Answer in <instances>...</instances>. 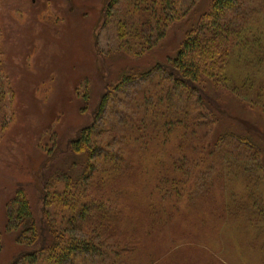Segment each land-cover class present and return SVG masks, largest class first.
<instances>
[{
	"label": "rangeland",
	"instance_id": "rangeland-1",
	"mask_svg": "<svg viewBox=\"0 0 264 264\" xmlns=\"http://www.w3.org/2000/svg\"><path fill=\"white\" fill-rule=\"evenodd\" d=\"M211 1L169 0V11H164L171 24L160 36L156 27L163 18L153 22L150 0H117L108 18L103 11L110 0H0V264H12L28 251L17 244L15 233L6 232L10 202L19 189L35 221L44 219L45 212L58 234L66 232L92 247L91 254L73 264H117L116 256L119 264H264V111L249 109L225 89L243 88L246 96L255 94L264 104V0H230L235 6L227 23L237 40L224 83L206 89L217 97L218 113H227L217 127L210 122L220 117L183 98L163 68ZM136 9L146 11L137 16ZM105 94L109 100L93 143L110 145L102 151L117 165L143 158V170L132 172L127 166L108 193L91 192L100 187L89 180L64 196L61 175L76 159L70 143L92 125ZM190 110L209 121L212 145L227 132L247 135L260 155L252 157L229 140L217 143L207 150L206 166L180 179L177 202L162 203L151 196L158 177L149 164V153L157 150L151 142L166 130L167 117ZM111 136L116 143H108ZM143 138L148 143L139 156L137 142ZM124 145L126 156L117 152ZM81 172L80 166L73 167L67 175L81 179ZM119 191L134 202L122 222L129 229L124 245L93 227L73 226L89 206L87 198L109 215L116 205L123 206ZM148 201L165 211L163 225L140 221ZM126 247L129 251L120 256Z\"/></svg>",
	"mask_w": 264,
	"mask_h": 264
},
{
	"label": "trees",
	"instance_id": "trees-1",
	"mask_svg": "<svg viewBox=\"0 0 264 264\" xmlns=\"http://www.w3.org/2000/svg\"><path fill=\"white\" fill-rule=\"evenodd\" d=\"M116 1L110 0L104 8L103 13L106 18L109 15V7L114 5ZM150 2V6H152L150 7V14L153 22L159 20L155 18L157 16L163 18V24L156 27V32L161 36L163 35L162 28H166L171 24L170 16L165 13V11H169V0H150ZM234 6L230 0L211 1L208 10L201 15L197 27L188 32L179 51L173 58H169L165 63L166 66L163 67L173 84L182 91L181 96L183 98L191 99L197 107L204 106L220 117V119L215 117L216 122H210L212 127H217L218 122L223 121L222 119L227 113L226 111L218 113L220 108H218L217 97L209 94L206 89L209 86H215L220 80L224 83V68L228 63L230 48L235 45L237 40L232 26L227 23L228 13L233 10ZM146 9L149 10V8ZM146 9H136L137 11H134V13L139 16ZM178 12L179 10L176 11L177 16L180 14ZM140 32V30H135L132 33ZM225 89L228 93L234 94L240 103H244L249 109H257L261 115L263 114L264 104L261 105L257 95L246 96L242 90L243 88L239 91L230 88ZM108 100L109 95H103L92 125L82 129L75 140L70 143V155H73L76 159L75 163L71 164L68 170L69 173L64 172L61 175L64 184L61 186L60 191L64 196L71 194L70 190L75 189L80 183H88L89 180L100 187V189L91 188V192L99 190V192L108 193L120 180V176L124 174L123 169L127 166L133 168L131 169L132 172L143 170V158L133 161L130 157L126 161H118L117 165L112 159V155L102 151L103 148L109 149L110 145L100 144V146H97L93 143L95 126L102 119L101 116L106 110ZM260 107H262V110H260ZM165 121H167L166 130L162 128L159 131V139L156 138V141L153 142L152 140L151 142L152 145H157V150L149 153L150 167L154 168L155 173L158 175L154 181L155 185L152 188L153 192L151 190V196L154 194L162 203L167 202L173 205L174 202H177L182 195L178 186L180 179L182 177L186 179L187 175H190L199 165L206 166L209 157V151L207 150L211 146H216L217 143L223 144L229 140L236 147L252 152V157H258L257 154L260 155L258 145L255 146L256 144L253 142L254 138L247 135L227 132L225 135L218 136L215 139L217 141L212 145V135L210 140V134L206 129L209 121L203 120L195 110H190L187 113L181 112V115L169 117V120L167 117ZM102 135L104 133L100 134V136ZM173 135L176 138L173 137L172 142ZM113 137L111 136L108 143H116V140L111 143ZM147 143L148 141L144 138L137 142V146L140 148L138 150L139 156L146 151ZM124 150H126L125 145L123 150L121 147L118 148L117 152L126 156ZM78 166L82 168L81 174L84 171L85 173L83 178L80 179V175L74 180L70 175L73 167ZM204 182L206 180L202 179V184ZM119 194L123 206L119 205L117 207L116 205L111 215L93 200L87 198L85 201L89 202V206H84L80 212L81 216L75 222L72 220L70 222H73L74 227L86 231L93 227L96 231L100 230L106 238H114L118 245H124L121 241L128 235L126 232L129 229L126 226L122 228V222L125 224L127 221L126 211L131 209L134 202L128 199L126 192L119 191ZM125 198H127L126 201H124ZM127 205H130V207ZM147 205L149 210L145 211V215L143 214L144 217L140 221L143 223V220H145L146 223L147 220L150 225H163L167 220V217L164 216L165 211L153 204L152 201L151 203L148 201ZM43 216H45L44 219L35 221L23 190L16 191L7 214L6 232L15 233L17 244L24 249H28V251L21 257L16 258L12 264H19L21 261L24 264H73L74 261H79L84 255L90 253L92 247L89 244L68 238L66 232L58 234L49 220V216L45 212H43ZM127 241L126 237L125 244H127ZM132 245L138 247L139 244L135 241ZM126 251H129L127 247L121 249L119 251L120 256ZM118 257H115L117 264H119Z\"/></svg>",
	"mask_w": 264,
	"mask_h": 264
}]
</instances>
